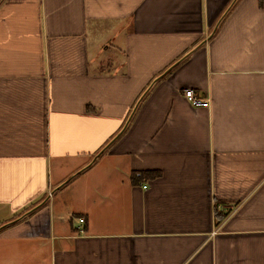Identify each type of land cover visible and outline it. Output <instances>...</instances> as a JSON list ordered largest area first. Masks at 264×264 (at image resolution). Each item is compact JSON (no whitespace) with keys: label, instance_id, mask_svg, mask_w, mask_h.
Returning a JSON list of instances; mask_svg holds the SVG:
<instances>
[{"label":"crops","instance_id":"obj_1","mask_svg":"<svg viewBox=\"0 0 264 264\" xmlns=\"http://www.w3.org/2000/svg\"><path fill=\"white\" fill-rule=\"evenodd\" d=\"M0 264H264V0H0Z\"/></svg>","mask_w":264,"mask_h":264},{"label":"built area","instance_id":"obj_2","mask_svg":"<svg viewBox=\"0 0 264 264\" xmlns=\"http://www.w3.org/2000/svg\"><path fill=\"white\" fill-rule=\"evenodd\" d=\"M184 99L192 106V107H207L210 104L208 98H202L196 94L193 89H186L183 91ZM146 188V187H145ZM80 224L85 222L84 219L79 220ZM78 234L84 233V229L82 226L77 227Z\"/></svg>","mask_w":264,"mask_h":264},{"label":"rangeland","instance_id":"obj_3","mask_svg":"<svg viewBox=\"0 0 264 264\" xmlns=\"http://www.w3.org/2000/svg\"><path fill=\"white\" fill-rule=\"evenodd\" d=\"M92 55H94V53L92 52ZM121 58V55H119L118 53H115L114 51H108L106 53H102L99 56V59L104 61L105 64H107L106 68L109 69L111 67V65H109L110 62H114L115 60Z\"/></svg>","mask_w":264,"mask_h":264},{"label":"trees","instance_id":"obj_4","mask_svg":"<svg viewBox=\"0 0 264 264\" xmlns=\"http://www.w3.org/2000/svg\"><path fill=\"white\" fill-rule=\"evenodd\" d=\"M159 174L157 172H139L133 174V180L135 178H156Z\"/></svg>","mask_w":264,"mask_h":264}]
</instances>
